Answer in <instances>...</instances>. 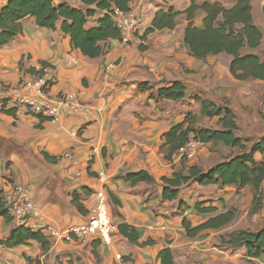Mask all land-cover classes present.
<instances>
[{
	"label": "crops",
	"instance_id": "1",
	"mask_svg": "<svg viewBox=\"0 0 264 264\" xmlns=\"http://www.w3.org/2000/svg\"><path fill=\"white\" fill-rule=\"evenodd\" d=\"M63 1L82 7L77 0H53L55 4ZM192 1L234 4V0H132L129 12L140 18L146 30L156 11H182ZM6 2L0 0V8ZM250 5L262 38L256 48L243 47L241 53L262 58L264 0H250ZM101 14L89 17L86 26L96 25ZM195 21L199 23L200 16ZM187 24L186 16L180 14L174 27L145 33L144 45L113 39L107 52L91 58L71 46L60 21L55 29H47L27 17L21 32L0 47V194L21 185L35 205L25 222H6L0 216V238L20 224L41 228L44 235L48 225L67 229L83 224L94 192L101 187L97 178L101 171L107 176L105 189L116 226L109 244L77 234L46 250L36 241L13 248L0 244V264H160L158 253L163 248L171 250L174 264H264V253L249 257L244 245L221 241L234 230L257 231L264 226V182L256 211H251L254 192L249 185H200L193 180L180 189L177 199L161 197L162 176L182 165L207 170L239 151L208 142L197 147L193 159L165 158L160 149L163 134L187 113L199 114L196 97L231 109L237 124L234 134L245 145L259 142L264 135V79H235L229 71L232 56L224 52L201 59L192 56L183 42ZM42 62L52 70L46 76L50 84L44 94L38 93V85L12 88L22 79L35 81L26 69H39ZM173 81L183 83L185 97L177 101L157 97V90ZM143 84H147L144 89ZM66 93L75 94L87 108L63 110L56 119H49L28 114L19 104L22 99L44 101ZM217 122V116L200 115L195 127L217 128ZM255 158L261 160L262 155ZM139 170L148 172L153 181L132 184L124 178ZM196 203L214 209L197 211ZM154 205L157 211L151 208ZM231 208L235 216L223 227L186 234L184 220L195 227ZM161 210L165 213L157 216ZM154 219L166 228L148 229ZM120 224L133 228L127 229L132 240L120 232ZM27 257L34 261L29 263Z\"/></svg>",
	"mask_w": 264,
	"mask_h": 264
},
{
	"label": "trees",
	"instance_id": "2",
	"mask_svg": "<svg viewBox=\"0 0 264 264\" xmlns=\"http://www.w3.org/2000/svg\"><path fill=\"white\" fill-rule=\"evenodd\" d=\"M82 7L71 5L63 1L55 4L53 0H7L0 8V47L12 41L22 30V21L27 17H33L40 27L55 29L60 21V30L70 38L71 46L79 49L85 56L97 57L107 52L111 46V40L119 39L120 33L113 20L114 8L129 11V3L132 0H77ZM101 12L96 25L87 27L88 18ZM264 13V6H263ZM184 14L188 24L184 29L183 42L189 53L196 58H205L208 55L227 53L232 56L229 64L231 75L245 82L252 79H264V56L241 53L243 47L256 48L261 41L262 33L254 24L250 0H234V4L225 7L220 2L204 1L196 3L192 1L182 11L172 8L155 12L151 25L145 33L163 28H172L175 18ZM197 16L200 22L196 23ZM48 65L45 62L41 66ZM30 75H42V69L27 68ZM50 84V81H48ZM143 84L140 88H146ZM46 91L47 85L42 86ZM186 95V88L180 81H173L169 86L157 90V97L173 101L180 100ZM200 102L199 114L187 113L181 122L175 123L162 136L161 151L166 159L170 160L175 151L184 145L190 138L201 143H221L230 147L239 148L238 153L227 156L207 170L192 164L182 165L169 175L162 176L161 197L164 200H174L179 196L180 189L190 181H197L200 185L220 184L234 185L238 187L249 185L253 188L254 196L251 211H256L261 205L260 187L264 182V136L259 142L249 149L240 137L234 134L237 129L235 116L228 107H219L213 102L196 97ZM218 117L217 128L195 127L199 116ZM262 155L261 160H256L255 154ZM45 158L49 155L44 153ZM124 178L134 184L138 181L152 182L148 172L139 170L126 173ZM73 202L80 208L76 197ZM116 203V202H114ZM197 211L211 212L213 207L201 208L200 203L195 204ZM0 216L6 222L12 221V216L4 207L0 194ZM235 216L234 209L208 217L201 224L190 227L184 220L183 225L186 234L193 236L207 228H221ZM120 232L130 240L131 235L125 224L118 226ZM29 241L38 242L46 250L49 242L41 228H31L24 224L13 227L6 238H0V244L7 248H13ZM226 245H244L249 257H260L264 253V226L257 231L247 229L234 230L221 238ZM160 264H174L173 256L169 248H163L158 253ZM29 263L34 260L27 257ZM36 264H40L36 262Z\"/></svg>",
	"mask_w": 264,
	"mask_h": 264
},
{
	"label": "built area",
	"instance_id": "3",
	"mask_svg": "<svg viewBox=\"0 0 264 264\" xmlns=\"http://www.w3.org/2000/svg\"><path fill=\"white\" fill-rule=\"evenodd\" d=\"M113 20L116 27L119 30L120 42L124 44H145V29L141 25L140 18L129 12L122 11L114 8ZM42 75H33L35 81L20 80L13 85V89L20 86L38 85V93L44 94L45 90L42 86L49 85V79L46 77L51 73V67L49 65L41 66ZM23 105L28 114L34 116H41L49 119H56L63 110L76 111L86 109L82 102H80L75 94L66 93L53 99L41 100H24L19 103ZM203 143L190 138L184 145H182L177 151L174 152L172 158L180 160H190L195 157L196 149ZM65 157L69 156V153L64 154ZM101 187L94 192V203L89 209L87 220L83 224L73 225L67 229L55 228L51 225L45 227L46 237L50 245H54L58 240H70L72 234H77L83 239H98L104 244L111 242L112 233L116 229L115 224L112 221V217L109 213L110 200L105 189L107 183V176L104 172H99L97 176ZM2 201L7 212L13 219L25 222L29 215L34 211L35 205L27 192V189L21 185L13 186L9 190H3L1 192ZM153 210L157 211L156 206H151ZM165 211L157 215H162ZM166 224L162 223L158 219H154L148 225V229H165Z\"/></svg>",
	"mask_w": 264,
	"mask_h": 264
},
{
	"label": "rangeland",
	"instance_id": "4",
	"mask_svg": "<svg viewBox=\"0 0 264 264\" xmlns=\"http://www.w3.org/2000/svg\"><path fill=\"white\" fill-rule=\"evenodd\" d=\"M141 25L143 26L142 21H141ZM119 41H120V40H119ZM263 136H264V135H263ZM257 138H259V136H257ZM260 138H262V137H260ZM246 146H247V148L249 149V148L252 146V144H247ZM258 155H259V153H256V156H258ZM109 213H110V215H111L110 207H109ZM111 217H112V215H111Z\"/></svg>",
	"mask_w": 264,
	"mask_h": 264
}]
</instances>
